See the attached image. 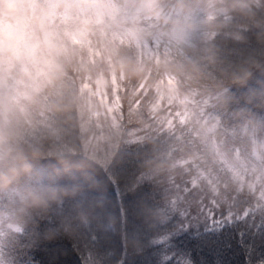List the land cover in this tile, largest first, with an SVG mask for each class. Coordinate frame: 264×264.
Instances as JSON below:
<instances>
[{
  "label": "clouds",
  "instance_id": "9594fccd",
  "mask_svg": "<svg viewBox=\"0 0 264 264\" xmlns=\"http://www.w3.org/2000/svg\"><path fill=\"white\" fill-rule=\"evenodd\" d=\"M62 7L0 0V233L28 253L39 250L53 231L62 230L78 243L94 219L89 201L97 194L95 161L83 155L74 131L75 109L82 101L74 91H56L79 54L75 47L63 50L67 41L52 23ZM175 8V15L162 17V31L186 49L184 58L145 66L114 54L120 72L137 79L151 67L175 74L179 87L159 86L172 99L186 94L188 84L214 77L245 86L257 70L264 77V0H179ZM212 33L220 39H210ZM249 102L264 104V78L250 87ZM221 103L227 109L231 98L224 95ZM247 148L259 155L252 163L264 173V136L249 137ZM145 165L159 172L175 167L158 145ZM232 187L225 177L213 195L226 198ZM165 216V208L151 210L148 228L160 227ZM7 264H23V259ZM106 264H119L114 253Z\"/></svg>",
  "mask_w": 264,
  "mask_h": 264
},
{
  "label": "rangeland",
  "instance_id": "374dc122",
  "mask_svg": "<svg viewBox=\"0 0 264 264\" xmlns=\"http://www.w3.org/2000/svg\"><path fill=\"white\" fill-rule=\"evenodd\" d=\"M34 2L39 4L38 0ZM54 2L63 5L52 20L57 32L67 41L63 50L67 52L75 47L79 53L71 62L64 82L56 90L57 93L75 92V84L79 78L81 91L79 94L75 93L78 96L82 95L85 98L83 102H87L90 108L95 107L101 115L105 106L102 93L105 99L109 95L111 102L112 88L117 90L121 96L119 99L125 102L126 114L113 113L115 117L110 118L109 114L105 117L118 121L120 128L124 130L127 127L126 123L133 124L130 126L131 133L139 134L138 130L146 129L144 133H147L149 138L145 140L151 146L148 154L152 157L154 145L160 146L163 159L174 162L173 169L177 167L184 171L183 163L187 161L185 167L188 171H196L193 163L197 157L202 163L212 161L214 165L208 166L207 178L210 181H207L220 187L223 178L227 177L233 181L232 190L229 191L230 196L234 194V189L242 192L238 197H230L226 200L234 209L231 212L228 210L229 215H235L242 220L251 214L257 220L256 226L259 227V220L264 219V214L258 218L256 215L264 209V198H262L264 195L251 185L253 176L247 174V178H244L243 174L245 175L248 168L251 174L261 173L256 170L258 164L252 163L253 160L259 161L260 157L258 154L255 156L249 154L247 139L264 136V104L249 102V86L225 83L219 77H214L196 84H188L186 94L172 99L165 96L159 86L179 87L181 81L175 74L160 73L156 67H151L143 79L129 78L116 66L114 54L130 57L145 66H157L163 61L174 62L184 58L186 49L171 42L162 31V17L175 15L177 11L175 5L179 0H43L41 4ZM157 11L160 13L159 16L155 14ZM146 33L150 35H145ZM96 83H100L101 89H97ZM97 90H100V93H97ZM196 90L199 93H195ZM189 94H192L195 103H192ZM224 95L231 98V105L228 107L232 109L231 113L227 111L228 108L222 106L221 97ZM243 100L248 104L242 105ZM156 106L159 108L155 110ZM129 111L131 113L127 114ZM203 111L207 112V116L212 117L209 118L211 123L209 120L206 125L200 123L203 121L200 117ZM214 125H220L219 132H210ZM187 134L199 136L200 139L193 137L188 139ZM154 136H157L155 142ZM94 138H97L96 135ZM94 138H87V145L95 140ZM94 147L99 152L98 162L103 166L104 163L101 161L105 158L106 149ZM232 160H238L239 163L236 165L239 166L244 165L245 162L247 169L240 170L243 174L237 171L238 166L235 167ZM144 168L146 171L140 173L141 176L137 175V178H144L148 174H150L148 178L149 176L157 178L165 174L160 181L164 178L174 180L168 188L175 190V192L168 191L166 196L171 197L169 198L171 200L180 201L179 203L183 205L187 200L192 202L190 191L187 193V190L183 191L181 186L176 187L175 178L178 176L174 175L173 169L159 172L149 170L146 165ZM184 172L187 173V170ZM261 176L264 177V173H261ZM247 186L256 195L248 197L245 193ZM214 190L215 187H211L207 192L212 195ZM221 191H223L222 187ZM257 199L259 200L256 201ZM240 200H242L241 204ZM192 207L202 211L200 201ZM169 210L179 211V207ZM251 224L250 219L249 225ZM5 237L8 238L4 233H0V264H7L2 254ZM16 252H20V248ZM22 259L24 260V257Z\"/></svg>",
  "mask_w": 264,
  "mask_h": 264
},
{
  "label": "trees",
  "instance_id": "16d2710c",
  "mask_svg": "<svg viewBox=\"0 0 264 264\" xmlns=\"http://www.w3.org/2000/svg\"><path fill=\"white\" fill-rule=\"evenodd\" d=\"M42 1L43 0H38V3L41 4ZM209 38L213 40L220 39L219 35L216 33L209 34ZM229 47L231 46L229 45ZM261 78L264 77H262L260 70H257L254 79L250 82L249 85H247L249 86V89L250 86L254 84L256 85V83ZM96 87L97 89H101L100 83H96ZM80 91L81 83L79 82L78 78V82L77 84H75V92H78L79 94ZM112 92L113 100H111V102L109 101V95L106 94L107 96L105 99L104 93H102V100L105 106L103 107L104 111L101 115L95 109V107L90 108L87 105V102H83L85 98L82 97V95L79 96L82 103L75 109V116L77 120V126L74 130L75 140L79 144L83 155L95 161V176L98 181L97 194L89 201L94 206V219L92 226L89 230L88 236L76 243L75 248L78 256L82 258L83 264H106V262L110 260V253H114L116 259L121 264L120 250L113 243L114 235H120L122 243L127 244L129 256H133L135 254L134 249H137L143 242L142 237L139 235L133 236L131 233H129L127 237L125 236L127 229L125 228L119 215V206L112 203L108 195L109 183L119 181L122 194L127 198L124 202V206L128 207L135 203L137 206V214L135 218L136 222L143 227L145 233L152 234H158L160 231H162L163 226L167 224L171 215L175 212H178L174 210L168 211L169 208L177 209L179 207V212H185L187 209L193 208L192 205L200 201V204H202V211H206L208 208L214 206L216 209L219 207L227 211L230 210L229 212H231L234 211L233 206L229 201L226 200L230 197L236 198L238 197V195H240V193H242L241 190H236L233 188L234 194L232 196H230L229 192H227L226 198L219 199L217 198V195H211L209 192H207L211 190V187H219L216 186L217 184L209 183L207 181L209 180L207 178L208 166L214 164L212 161H204L202 163V160H200L199 157H197V159H195V162L193 163V166L197 169L196 171H188V168L185 167L187 166V161L183 163L185 165L184 168L185 170H187V173L184 172L185 170H179L177 167L176 169H173V172H175L174 175L178 176L177 178H175L176 187L181 186V189L183 191L187 190V193L188 191L191 192L189 194L191 195L192 199L191 203L190 200H187V203L183 205L179 203L180 201L171 200L169 199L171 197L166 196V193L168 191L175 192V190H171L170 188H168L171 183L174 182V180L171 181L170 178H164L160 181V179L165 174L157 178H153L151 176H149L148 178L147 176L150 174L146 175L144 178H137V175L146 171V169L144 168L145 162L151 157V155L148 154L151 146L148 145L147 140H145L149 138V135L147 136V133H144L146 129L142 131L141 129L138 130L140 131L139 134L137 132L131 133L132 130H130V126H132L133 124L126 123L127 127H125L124 130V128H120L118 121L105 117L108 114L110 118L111 116L115 117L114 115H112L113 113H119V115L126 114V112H124L126 108L125 102L123 101V99H119L121 98V96L117 93V90L112 88ZM87 93H89V91H87ZM97 93H100V90H97ZM107 93H109L108 90ZM195 93H199V91L196 90ZM189 95L192 103H195L194 99L191 97L192 94ZM195 98L198 99L196 96ZM246 104L248 103H245V101L243 100L242 105ZM158 108L159 107L156 106L154 109L156 110ZM91 109L92 111H89ZM227 111L231 112L232 109L228 108ZM129 113H131V111L127 112V114ZM206 114V111H203V113L200 114V117L203 120L200 123H204V125L208 124V120L209 123H211L212 119V117L207 116ZM244 120H242V122H244ZM241 127L243 128V123L241 124ZM219 130L220 125H214L210 132L215 133L219 132ZM255 132H257V130ZM95 135L97 138H94ZM90 137L94 138L95 140L91 141L90 144L87 145L86 140ZM154 137L155 142L157 136ZM186 137L188 139H192V137L194 139H200L199 136H193L192 134H187ZM194 141L196 142V140ZM94 146L103 147L106 149V152H104L105 158L101 161L104 163L103 166L98 162L99 152ZM234 166H238L239 170L237 171L241 174H243L240 171L241 169H247L245 162L242 166L236 164ZM251 173V170L248 168V170L245 172V175L243 174V177L247 178V174L252 175L253 180L251 181V185H254V189H258L259 192H263L264 195V177H262L261 173L258 172L256 173L257 176L256 174ZM133 175L136 176L133 178ZM145 186L150 189V194L137 200L138 195L144 190ZM245 190H247L245 191V193L248 197H253L254 195H256L255 193H253L254 191H251L248 186L247 188H245ZM257 196H259L258 198H260V194H258ZM258 200L259 199H257L256 201ZM219 201H221L220 204ZM241 203L242 200H240V204ZM161 207L166 209V216L164 218V221L160 227L150 230L147 226L146 220L151 215V210ZM263 214L264 209L256 215V218ZM129 227H132L131 223L129 224ZM61 235H65L63 234L62 230L53 231L50 234L49 239L45 241L55 239ZM149 239L151 240L152 237H149ZM18 249L19 248L16 246V243L14 241H11L9 238L5 237V243L2 247V254L4 255L7 262L14 258L20 259L24 257L23 264H33L34 260L39 261L47 255L46 249L42 247H40L39 250L31 253L22 251L21 249L20 252H16ZM52 258L55 259L56 257Z\"/></svg>",
  "mask_w": 264,
  "mask_h": 264
},
{
  "label": "snow or ice",
  "instance_id": "6c2138e0",
  "mask_svg": "<svg viewBox=\"0 0 264 264\" xmlns=\"http://www.w3.org/2000/svg\"><path fill=\"white\" fill-rule=\"evenodd\" d=\"M148 194L150 189L145 186L137 200ZM108 195L119 206V215L127 229L125 236L131 233L143 240L134 249L135 254L129 256L127 244L122 243L120 235H114L113 243L120 250L121 264H264V219L259 220L257 227V220L251 214L241 220L223 208L213 206L206 211L189 208L172 214L158 234L145 233L135 219L136 204L124 206L127 198L119 181L109 183ZM149 240V246L145 247ZM41 247L47 255L33 264H83L75 251L76 243L67 235L45 241Z\"/></svg>",
  "mask_w": 264,
  "mask_h": 264
},
{
  "label": "bare ground",
  "instance_id": "6f19581e",
  "mask_svg": "<svg viewBox=\"0 0 264 264\" xmlns=\"http://www.w3.org/2000/svg\"><path fill=\"white\" fill-rule=\"evenodd\" d=\"M229 113H231V112H229ZM243 117H245V115H243Z\"/></svg>",
  "mask_w": 264,
  "mask_h": 264
}]
</instances>
